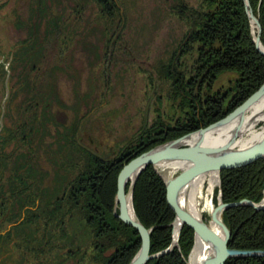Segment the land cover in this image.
Instances as JSON below:
<instances>
[{"label":"rangeland","instance_id":"rangeland-1","mask_svg":"<svg viewBox=\"0 0 264 264\" xmlns=\"http://www.w3.org/2000/svg\"><path fill=\"white\" fill-rule=\"evenodd\" d=\"M108 1L116 5L0 0V59L5 62L0 66V183L9 178L12 188L5 195L13 191L12 204L23 200L18 196L27 201L18 213L0 211L6 220L0 230L10 225L11 239L4 243L9 257L0 264H99L91 229L79 207L63 196L88 164L85 151L111 159L138 144L143 131L167 129L189 118V110H181L170 96L174 86L168 64L186 80L191 75L197 43L188 38L209 3ZM246 8L253 11L250 1ZM252 30L255 38L253 23ZM237 76L222 73L212 92L228 89ZM11 125L16 137L6 131ZM263 125L261 120L258 129ZM220 186L221 181L211 193L216 202L222 198ZM33 213V221L24 223Z\"/></svg>","mask_w":264,"mask_h":264},{"label":"trees","instance_id":"trees-1","mask_svg":"<svg viewBox=\"0 0 264 264\" xmlns=\"http://www.w3.org/2000/svg\"><path fill=\"white\" fill-rule=\"evenodd\" d=\"M249 1L260 19L261 38L264 42V0ZM206 2L210 8L200 15L198 26L188 38L189 43H197V56L191 75L186 80L183 73L171 71L172 62L168 64V77L173 81L176 95L181 98H178L181 101L180 106H187L189 109V118L167 129L153 127L149 131H143V137L138 144L121 149L119 155L111 159L86 150L88 164L64 191L66 193L63 196L79 207L83 221L91 229L96 250L94 258L99 264H128L141 246L138 230L117 217L113 210L118 175L124 164L157 144L221 119L264 83V54L255 44L245 0ZM113 4L106 0L105 7ZM29 51L32 50H24ZM0 66L2 68L3 64ZM178 70L176 68L175 71ZM226 71L237 73L235 82L228 89L212 92L213 83ZM204 88H207L206 91ZM13 125L11 128L7 127L6 131L16 137ZM5 139L3 135L2 141ZM8 183L9 178L6 183H0V211L4 214L9 209H17L18 213V209L26 206V197L18 196L17 193L23 200L17 198L15 205L12 204L9 197L13 191L9 196L5 195V191L12 188ZM165 188L164 181L151 165L140 175L134 192V206L141 221L147 227L156 225L151 234L153 253L167 248L173 239L172 222L175 211L168 204ZM221 195L225 202L245 198L261 202L264 197V160L261 158L242 167L223 169ZM28 208L27 211L33 212L32 207ZM29 214L23 219L24 223L33 221L34 213ZM223 216L232 230L229 240L231 247L264 250V208L256 209L251 205L234 206L225 209ZM19 226L21 227L19 224L16 228ZM9 235L10 231L4 236L6 239L0 235V254H8L3 252L4 243L8 244L11 240ZM193 239V230L185 225L179 239L180 247H175L147 264H187L186 257L191 251ZM225 264H264V256L232 257Z\"/></svg>","mask_w":264,"mask_h":264},{"label":"water","instance_id":"water-1","mask_svg":"<svg viewBox=\"0 0 264 264\" xmlns=\"http://www.w3.org/2000/svg\"><path fill=\"white\" fill-rule=\"evenodd\" d=\"M249 7V0H246ZM248 14L253 22L257 23L258 35L255 37V43L264 54V50L261 49V23L255 16L251 8H248ZM264 96V83L259 89L251 94L241 105L235 110L230 112L224 118L210 124L207 127L197 130L200 134L199 140L195 143L181 145V141L190 136L191 133L185 134L179 138L171 140L166 143L157 145L131 159L124 165L118 175V191L116 194V203L114 213L120 217L127 224L133 225L138 228L141 234V246L138 252L133 256L128 264H145L149 259L158 257L170 250L168 248L159 253H150L151 247V228H147L138 215H132L129 212L128 196L133 195L134 186L137 182V178L149 164H156L164 160H189L192 165L182 170L180 174L169 179L166 182L168 187V200L172 208L177 212V215L181 218L182 222L189 223L197 232V234L204 237L213 249V254L204 259L202 264H225L229 257H243V256H264L263 249H238L230 248L228 246L229 239L231 237V230L222 219H218L220 225L224 228L221 235L211 230L207 223L202 219L196 218L193 214L184 209L179 201L178 196L182 188L195 176L201 175L210 170H222L224 168H233L249 164L257 158H264V137L256 145L253 144L248 147L233 149L231 146L236 141L238 130L235 131L234 135L229 141L222 146H209L203 144V137L206 130L222 126L236 117L244 118L245 112L249 107L256 101ZM130 182V187L127 190V184ZM236 205H251L257 209L264 208V200L261 202H254L250 199H242L234 202H223L220 201L213 215H217L218 212L223 211L231 206ZM119 206V212L116 207ZM174 244V242H172ZM189 264V263H187Z\"/></svg>","mask_w":264,"mask_h":264},{"label":"bare ground","instance_id":"bare-ground-1","mask_svg":"<svg viewBox=\"0 0 264 264\" xmlns=\"http://www.w3.org/2000/svg\"><path fill=\"white\" fill-rule=\"evenodd\" d=\"M255 16L259 19V17L256 14H255ZM251 21H252V19H251ZM259 21H260V19H259ZM252 23L254 24L255 27H257V23H255L253 21H252ZM261 35H262V33H261ZM260 47H261V49L264 50V42L260 43ZM3 61H4L3 58L0 59V63L4 64L5 62H3ZM48 79L50 80V78H48ZM172 85H173V83H172ZM261 85H260V87H261ZM48 91L50 92L51 95L54 93L52 88ZM170 96H173V100L177 99V101L179 103L178 106L181 110H185V109L187 111L189 110L187 108V106H184L183 108L180 106L181 98H179L176 95L174 88H173V92L170 93ZM178 98L180 100H178ZM51 118H53V117L51 116ZM261 120L264 121V96L249 107V109L245 112L244 118L242 120L240 119V117H236L233 120H231L230 122H228L222 126H217V127L206 130V132L204 133V137H203V142H204L203 144L209 145V146H222V145L226 144L229 141V139L234 135L235 131L238 130L239 134L237 135V139L231 146L233 149H238V147L244 148V147L251 146L253 144L256 145L264 137V125L262 126V128H259V129L257 127L258 123ZM56 121L63 123V121L60 120L59 118ZM217 121L218 120H216L214 122H217ZM214 122H212V123H214ZM212 123H210V124H212ZM209 125H207V126H209ZM190 133L191 134L189 137H187L181 141V143H182L181 145L184 146L187 144H192V143H195L197 140H199V138H200L199 132L192 130V131H190ZM179 137H181V136H179ZM179 137H177V138H179ZM170 140H172V139H170ZM125 147H127V146H125ZM122 150H123V148H122ZM145 151H147V150H145ZM145 151H143V152H145ZM143 152H141V153H143ZM118 155L119 154H116L115 156H118ZM261 158L264 160L263 157H260V158L255 159L254 161L261 159ZM254 161H252V162H254ZM128 162H126V163H128ZM151 165L153 166L156 173L162 178V180L165 183L166 197H167L168 204L170 205L169 200H168V187L166 185V182L171 178L174 179V177L177 176L178 174H180V172L182 170L186 169L187 167H190L192 165V163L189 160L172 159V160H164L161 162H157L156 164H149L146 166V168H148V166H151ZM245 165H248V164H245ZM145 169H143L142 172ZM177 170H181V171L176 174ZM142 172L140 173V175L142 174ZM140 175L138 176L137 181H138ZM220 181H221V179H219V171L218 170L207 171L201 175L195 176L192 180H190L182 188V190L179 192V196H178V201L184 209H186L188 212L193 214L196 218L202 219L203 221H205L207 223L208 227L211 230L215 231L219 235H221L224 231V228L220 225V222L218 221V219H222L225 222L224 216H223L224 210L218 212L217 215L215 214V216L213 215V212L216 210L220 201H223V202H225V201L221 197H218L217 202L214 201L215 199L212 198L211 193H213V190L215 189L216 185L218 183H220ZM136 184H137V182H136ZM136 184L134 186L133 195H129L128 201H127L128 206H129V212L132 215H135V213L137 214L135 206H134V192H135ZM129 187H130V182H129ZM117 191H118V186H117ZM219 191L221 192V186L219 188ZM263 200H264V197L261 201H263ZM115 203H116V196H115ZM236 206H240V205H236ZM231 207H234V206H231ZM116 209L119 212V206L116 207ZM207 215H208V217H207ZM4 224L6 225V220L4 221V219L1 218L0 219V226H2ZM172 225H173L172 242H174V244L171 242V244L167 248H165L159 252H162L168 248H172V250H173L175 247H180V242H179L180 235L182 233L183 227L185 225H187L188 227H190L193 230L194 239H193L191 251L189 252V256L186 257V263L202 264V262L204 261V259L206 257L211 256L213 254V251L215 249H213V247L209 243H207V241H205L206 239L204 237L197 234L196 230L189 223H187L185 221L182 222L181 218L177 215L176 211H175V218L172 222ZM226 225L228 226L227 223H226ZM155 227H156V225H152V226L147 227V228H151V234H152ZM136 229L138 230V228H136ZM230 230H231V228H230ZM8 231H10V225H8L7 228H5L4 230H0V235L3 236V238H5L4 236L6 235V233ZM138 232H139V230H138ZM140 236H141V234H140ZM231 236H232V230H231ZM141 241H142V238H141ZM151 241H152V239H151ZM13 246L14 245H12V243H11L10 248H13ZM228 246L230 248H235V247H231L229 244H228ZM159 252H154V253H159ZM168 252H166V253H168ZM150 253L154 254L153 252H151V247H150ZM166 253H164V254H166ZM164 254H162V255H164ZM162 255H160V256H162ZM160 256H158V257H160ZM3 257L8 258L9 255L8 254L7 255L6 254H0V260H2V261L5 260ZM158 257H153V258L149 259L145 264H147L152 259L158 258ZM229 258H232V257H229ZM229 258H227V260Z\"/></svg>","mask_w":264,"mask_h":264}]
</instances>
